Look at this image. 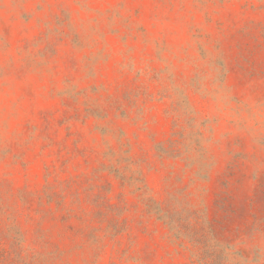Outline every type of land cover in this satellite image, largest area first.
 <instances>
[{"label":"rangeland","instance_id":"1","mask_svg":"<svg viewBox=\"0 0 264 264\" xmlns=\"http://www.w3.org/2000/svg\"><path fill=\"white\" fill-rule=\"evenodd\" d=\"M0 264H264V0H0Z\"/></svg>","mask_w":264,"mask_h":264}]
</instances>
